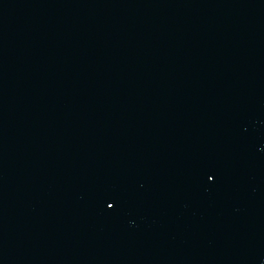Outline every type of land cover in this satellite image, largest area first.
Here are the masks:
<instances>
[{
	"label": "water",
	"instance_id": "water-1",
	"mask_svg": "<svg viewBox=\"0 0 264 264\" xmlns=\"http://www.w3.org/2000/svg\"><path fill=\"white\" fill-rule=\"evenodd\" d=\"M0 264H264V0H0Z\"/></svg>",
	"mask_w": 264,
	"mask_h": 264
},
{
	"label": "snow or ice",
	"instance_id": "snow-or-ice-1",
	"mask_svg": "<svg viewBox=\"0 0 264 264\" xmlns=\"http://www.w3.org/2000/svg\"><path fill=\"white\" fill-rule=\"evenodd\" d=\"M208 178H209V179H212V177H211V176H209ZM112 206H113V205H111V204H110V205H108V207H109V208H111Z\"/></svg>",
	"mask_w": 264,
	"mask_h": 264
}]
</instances>
